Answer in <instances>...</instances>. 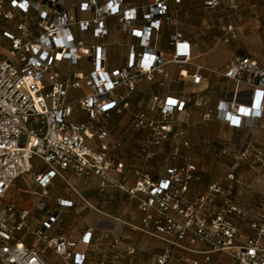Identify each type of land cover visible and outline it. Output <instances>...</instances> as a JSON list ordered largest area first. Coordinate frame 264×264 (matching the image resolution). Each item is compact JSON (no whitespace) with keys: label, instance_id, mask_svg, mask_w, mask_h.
<instances>
[{"label":"built area","instance_id":"built-area-1","mask_svg":"<svg viewBox=\"0 0 264 264\" xmlns=\"http://www.w3.org/2000/svg\"><path fill=\"white\" fill-rule=\"evenodd\" d=\"M182 1L0 0L1 30L8 41L7 56L0 61V264H50L21 240L29 228L30 210L4 200L15 180L32 171L35 158L45 165L34 177L42 194L48 193L57 178L68 183L66 173L72 172L86 180L96 179L101 194L122 192L135 201L143 214L141 230L166 244L158 264H170L185 242L207 245L211 251L231 250L238 264H264V212L251 218L254 235L236 244L242 235L232 215L246 218L245 210L226 201L220 210L211 212L210 204L223 194L217 183L206 193L191 197L192 184L199 180L198 169L181 148L173 150L172 164L157 178L140 169L131 176L127 164L117 156L121 143L105 128L114 113L122 115L130 109L138 82L143 78L155 81L166 74L170 63L181 68L180 79L191 76L194 84L201 83L204 67L193 63V43L183 32L176 29L169 35L166 51L160 47L163 26L176 19L170 15L171 2L180 5ZM197 1L207 10L225 4L238 9L237 0ZM111 18L128 46L126 63L115 67L109 65ZM236 19L243 23V14L237 12ZM221 30L224 42L240 38L241 28L235 22L226 23ZM60 61L78 70L63 75ZM187 64L195 66L194 73ZM224 76L237 86L215 108L207 109L204 118L215 116L236 129L254 125L264 116V68L248 56L236 55ZM159 85L163 87L165 82L159 81ZM71 90L83 94L71 102ZM190 100V96L158 93L152 96L149 109L155 116L136 115L134 126L150 131L141 142L144 160L154 158V147L172 138L175 116L188 114ZM77 107L86 113L85 120L73 119ZM251 142V137L246 140L239 159H252ZM182 144L188 147L189 141L182 137ZM228 178L238 181L233 173ZM73 203L57 198L60 207ZM38 209L47 218L37 236L66 260L84 264L86 256L75 252L78 241L48 237L57 214L42 201ZM95 239L99 238L94 230L87 228L80 242L90 245Z\"/></svg>","mask_w":264,"mask_h":264},{"label":"crops","instance_id":"crops-1","mask_svg":"<svg viewBox=\"0 0 264 264\" xmlns=\"http://www.w3.org/2000/svg\"><path fill=\"white\" fill-rule=\"evenodd\" d=\"M237 2V10L228 8L226 4L215 10H207L203 7L202 2L197 0H183L180 5L171 2L170 15H172L176 19L174 23L166 24L163 26L160 42L161 50L166 51L169 35L176 29L180 30L178 24L183 18L194 17L197 10H203L206 13L220 12L224 18L223 25L228 22H235L239 24L241 28L240 38L238 40H232L230 42L223 41V32L221 33L222 27L220 29V39H222L223 41L222 47L226 48L233 45L238 48V52L234 53L231 59L236 55L248 56L258 61V63L264 68V62L262 61L263 58L259 57L257 52H255V50H253L250 45H242L245 49H242V47H240L239 45L241 40H244L245 44L248 43L251 45L255 44V42L257 41L262 40L258 35L259 29L262 26L264 28V10L262 11L261 9L262 5L264 6V0H237ZM237 12H240L244 15L245 20L243 23L237 21ZM109 25L111 28L110 39L113 42V45L111 46L109 65L110 67H115L126 63L128 46L125 43L126 36L119 31L118 26L115 25V20L113 18L109 19ZM207 28H209L208 25H205L202 32L205 33ZM209 33L210 31L208 29L203 37L185 34L186 37L193 43V60L202 56V52H200L199 48L200 45H207V43L210 42ZM261 33L264 40V30H262ZM230 60L226 64V67L222 69V73H220L227 84V86L224 88L225 95L229 91H233L237 86L236 82L227 79L224 76V72L226 71ZM60 66V70L63 75L72 73L67 61H60ZM87 68H89L88 65ZM205 70H209V67L205 66L203 69H201L200 73L202 74L203 79L200 84H194L193 78L190 76L186 79H183L186 85L183 91L166 90L164 92H169L174 95H181L185 94L188 89L189 94H191L195 92L192 87L198 86V90L202 92L204 96H206V93H210L211 88L215 85L216 82L212 75L208 72H205ZM189 71L192 74L194 73L195 68L189 67ZM166 76H168V74L164 75V77ZM178 78L180 79V77ZM161 80L162 75L157 76L155 79V81L158 82ZM158 86H160L159 83ZM241 88H246V85L241 84ZM82 94V91L71 90L69 94V101H75L76 98H78ZM128 111H126L122 115L114 113L111 118L105 122V128L111 133L112 139H115L116 141H119L121 143V147L117 152V156L127 164L131 176L134 175V171L136 169H140L151 172L152 175L157 178L160 174L155 172L154 169H146L144 167V163L141 164V162L135 163V165L130 164L129 160L127 159L126 150H128V142L132 140L134 144L139 145L144 138L126 137L122 134L124 133V127L122 126L123 121H118V118L125 115ZM73 119L76 121L85 120L86 113L77 107L75 109ZM220 123L225 125L227 128L239 130L231 127L226 122L220 121ZM256 126L264 128V116L256 120L255 127ZM137 150H139V146L137 147ZM223 152L227 154V151L224 150ZM138 155L140 156L139 153ZM255 158L263 160L264 155H261V157L255 155ZM44 170L45 165L41 163L38 158H35L34 168L32 169V171L21 175L15 180L13 186L7 192L4 200L6 202L15 203L20 207H24L30 210L29 228L25 229L21 234V240L26 246L37 249L50 264L73 263L71 260H66L62 256L56 254L46 245V242L44 240L37 236L36 231L43 228V221L45 218H47V214L39 211L38 209V205L41 201L46 204L47 209L52 214L56 213L58 217L52 229L47 231L48 237L59 238L63 236L70 240L78 241L75 252L84 254L86 256L84 264H101L103 262H110L111 264H130L129 256L136 251V247L134 246L133 241L141 234H145L151 238H154L151 234L141 230L143 214L138 210L136 202L131 200L125 193L109 191L105 194H101L98 191V181L96 179L86 180L75 175L72 172H67L66 177L68 179V183L62 178H57L54 181V184L49 187L48 193L42 194L41 190L34 182V177ZM254 170L257 171L256 168H254ZM230 173H233L237 177L238 181L230 180L228 178V175ZM25 176H29V181L28 183H26V186L21 187L17 182L20 178H23ZM225 180L226 181L222 183V185L217 183L223 190V194L216 197V200L217 198L221 200V203H218L219 208L215 210L214 207L216 203H212L210 204L209 209L211 210V212H217L225 205L226 201H231L241 206L246 212V218H241L237 215H232V218L238 226L242 235L241 238L245 243L250 237L254 235V232L250 227V221L254 214L264 212V208L262 206L263 203H260V206H256L257 203L255 202L254 205H251V203H240L239 201H233L227 194H230L234 191H241V183L239 180L238 172H228ZM194 183L195 181L193 182L191 187V197L197 195L195 193L196 191ZM204 183H202V187L206 193L209 186L216 182L208 181ZM255 187V184L250 185L251 190H254ZM59 197L65 198L67 200H72L74 202L73 206H58L57 198ZM247 205L252 209L248 210L245 207ZM87 228H92L94 230L95 238H99L98 240L95 239L90 245L80 242V238ZM154 239L165 246V243L163 241L159 240L156 237ZM161 254L162 252L157 254L156 259Z\"/></svg>","mask_w":264,"mask_h":264},{"label":"rangeland","instance_id":"rangeland-1","mask_svg":"<svg viewBox=\"0 0 264 264\" xmlns=\"http://www.w3.org/2000/svg\"><path fill=\"white\" fill-rule=\"evenodd\" d=\"M262 11L264 6L261 7ZM244 16V15H243ZM245 20V18H244ZM244 22V21H243ZM224 24L223 15L220 12L206 13L203 10H197L195 16L191 18H183L178 27L180 31L188 35H196L203 37L204 34L210 31V42L207 45H200L202 56L193 60L194 64L208 66L209 70H205L212 75L215 80V85L211 88L210 93L206 96L198 90V86L192 87L194 93L189 94L187 89L185 96H190V104L188 114L175 116L176 131L169 141L163 142L160 146L154 147L156 156L152 159L143 161L141 155V144H134L130 140L127 144V159L130 164L144 163L146 169H154L158 174H162L172 164L171 154L176 147L181 148L183 152L194 162L199 173L203 178L195 181V193L204 194L205 190L202 183L212 181L222 185L227 177V173L234 171L238 172L241 185V191L232 192L229 197L233 201L240 203H260L264 201V159H257L255 155L261 157L264 155V128L255 127V124L244 129H231L220 123V121L212 116L210 119L204 118V113L209 108H215L219 99L225 96L224 88L227 86L223 79L222 69L234 55L238 52L235 46L222 47V39H220V29ZM205 25H208L206 32L202 30ZM2 23L0 22V61L3 60L8 51V41L2 35ZM263 26L259 29L260 41L255 44H245L244 40H239L240 47L250 45L259 57L263 58L264 62V40L262 38ZM222 33V31H221ZM259 40V39H258ZM243 41V42H242ZM243 45V46H242ZM260 62V60H259ZM187 68L194 67L191 64L186 65ZM78 67H70V71H76ZM180 67L177 64L170 63L166 66L165 72L168 76L162 75V80L165 86H158V81H151L143 78L138 82V86L132 92L130 101L131 107L129 111L118 118V121H123L122 126L126 137H146L150 131L148 129H138L134 126L136 115L145 112L149 116H155L150 113L151 98L153 95L162 93L166 90L183 91L185 82L179 79ZM226 84V85H225ZM205 100L207 103L205 104ZM219 121V122H218ZM182 137L189 141L188 147H183ZM251 137L252 159H239L237 155L241 151L244 143ZM139 146V150L137 147ZM227 151L225 154L223 151ZM140 154V156L138 155ZM143 159V160H142ZM254 168L257 169L254 170ZM205 178V179H204ZM205 180V181H204ZM29 181V176H25L18 180V185L23 187ZM255 184L254 190H251L250 185ZM205 185V183H204ZM214 209H218V203L221 200L217 198ZM248 210L250 206H245ZM65 225V223H64ZM154 237V236H153ZM155 238V237H154ZM154 238L148 235L141 234L133 242L136 251L129 256L130 264H156V255L166 250L165 246ZM236 244H243L244 240L240 237ZM210 251L208 253H204ZM170 264H238L233 258L231 250L211 251L207 245L200 244L191 246L185 242V247L177 249L172 257Z\"/></svg>","mask_w":264,"mask_h":264},{"label":"trees","instance_id":"trees-1","mask_svg":"<svg viewBox=\"0 0 264 264\" xmlns=\"http://www.w3.org/2000/svg\"><path fill=\"white\" fill-rule=\"evenodd\" d=\"M196 175L199 177V179L203 178V176L199 173V171L196 172Z\"/></svg>","mask_w":264,"mask_h":264}]
</instances>
